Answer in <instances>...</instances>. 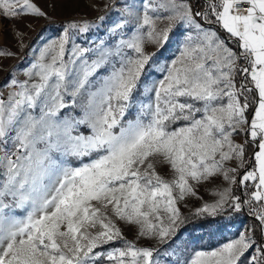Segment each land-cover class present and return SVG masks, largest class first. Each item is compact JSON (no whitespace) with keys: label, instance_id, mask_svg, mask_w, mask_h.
<instances>
[{"label":"snow or ice","instance_id":"6c2138e0","mask_svg":"<svg viewBox=\"0 0 264 264\" xmlns=\"http://www.w3.org/2000/svg\"><path fill=\"white\" fill-rule=\"evenodd\" d=\"M119 15L92 47L73 36L100 25L67 22L25 79L7 84L0 264H161L175 253L137 246L118 222L135 227L137 240L167 245L189 219L180 203L215 177L225 186L191 213L200 227L222 234L223 214L245 206L257 223L184 264H264L256 238L264 237V0H205L200 9L191 0H134ZM21 16L47 18L32 0H0V17ZM177 31L176 52L164 56Z\"/></svg>","mask_w":264,"mask_h":264},{"label":"rangeland","instance_id":"374dc122","mask_svg":"<svg viewBox=\"0 0 264 264\" xmlns=\"http://www.w3.org/2000/svg\"><path fill=\"white\" fill-rule=\"evenodd\" d=\"M42 11L47 14V18L21 16L15 19L0 17V51L11 52V56H0V99H6L8 92L11 90L7 87L8 82L14 75L18 80H24V68L30 66L38 50L49 39L56 38L62 31L63 26L71 21H89L93 25H100L99 31L96 27L90 28L87 33L75 34L73 40L82 47H92L93 41L99 42V39H107L105 33L112 26V23L120 19V8L125 2L133 3L134 0H32ZM137 7L140 6V0H135ZM105 17V21L101 24L99 17ZM214 27V26H213ZM182 31V30H181ZM181 31H177L171 38L164 56L170 57L176 52L179 41L182 39ZM219 35L224 38L221 31L217 30ZM21 44L23 47H21ZM71 47V42L69 44ZM228 47L235 48L228 43ZM150 51L152 49H149ZM164 60L161 59V63ZM160 76L156 71L152 76V80ZM2 93L6 96L2 97ZM244 135H236L234 141L243 143ZM251 163V162H250ZM235 161L227 162V167H234ZM158 173L165 179L171 178V172L164 164L156 165ZM252 183V182H248ZM225 186L222 177H215L209 181L201 183L197 187V197H188L181 202L179 207L186 215L192 213L197 207L203 203H212L217 197L213 193ZM235 185L233 186V188ZM224 215L223 223H228L229 227L221 232H212L206 227H191L188 231L179 230L178 238L170 241L167 245H161L157 241L137 240L136 229L122 222H118L125 237L137 243V246H152L158 248L162 253L166 250L175 255L161 258V264H165L166 260H180V264H184L186 258H190L195 251H208L217 247L220 243L227 242V239L238 236L240 231L245 227H251L248 219H245L240 212L229 213ZM231 219L228 220V216ZM256 223V222H255ZM262 237V236H261ZM260 237V238H261ZM257 238V237H256ZM264 239V237H262ZM260 240V239H259ZM114 246H120L116 244Z\"/></svg>","mask_w":264,"mask_h":264},{"label":"trees","instance_id":"16d2710c","mask_svg":"<svg viewBox=\"0 0 264 264\" xmlns=\"http://www.w3.org/2000/svg\"><path fill=\"white\" fill-rule=\"evenodd\" d=\"M191 3L193 4L194 8L195 9H200V8H203L204 4H205V0H191ZM216 27V26H214ZM222 32V31H221ZM224 36L225 38H227V33H224ZM231 46H233L235 48L236 51H239L237 48H236V45L235 44H230ZM239 79V77H238ZM250 139V137L248 138ZM244 140H245V137H244ZM244 142V141H243ZM252 153H253V149L252 147L249 145L247 151H246V160L249 159L250 157H252ZM251 163H254V159L250 160ZM242 174V172H241ZM250 186L249 188L247 189L248 193H250L251 191H253L254 189L251 187V184L252 183H248ZM234 194L236 195H239L241 196L242 199H245L247 198L245 196V189L242 188V187H239L238 185H235L234 187ZM254 204H256L257 202H253ZM226 214V212L224 213ZM240 214L245 218V219H248V221L251 223V225H255V221H254V217L249 215V210L247 208V206H245L241 211H240ZM186 216L189 217V219L187 220L186 224L183 225L181 227V230L182 231H188L190 230L191 227H198L200 226L202 223H203V220L202 218H197V217H192L191 216V213H187ZM257 239H262L261 237V234L259 233V231H257V235H256ZM261 237V238H260Z\"/></svg>","mask_w":264,"mask_h":264},{"label":"built area","instance_id":"2783aa9c","mask_svg":"<svg viewBox=\"0 0 264 264\" xmlns=\"http://www.w3.org/2000/svg\"><path fill=\"white\" fill-rule=\"evenodd\" d=\"M244 7H246V5L241 7V11H243ZM2 94H3L2 97H5L6 96L5 93H2ZM254 221L257 222L255 219H254Z\"/></svg>","mask_w":264,"mask_h":264},{"label":"crops","instance_id":"0c3cea01","mask_svg":"<svg viewBox=\"0 0 264 264\" xmlns=\"http://www.w3.org/2000/svg\"><path fill=\"white\" fill-rule=\"evenodd\" d=\"M217 30L222 31L221 33H222L223 36H224V33H225V32H224L223 30H220V29H218V28H217ZM224 38H225V36H224ZM225 39H226V38H225ZM229 44H231V43H229Z\"/></svg>","mask_w":264,"mask_h":264}]
</instances>
